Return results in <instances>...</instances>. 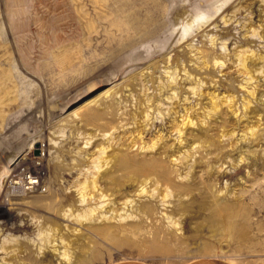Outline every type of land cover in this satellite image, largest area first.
Returning <instances> with one entry per match:
<instances>
[{"label": "rangeland", "instance_id": "1", "mask_svg": "<svg viewBox=\"0 0 264 264\" xmlns=\"http://www.w3.org/2000/svg\"><path fill=\"white\" fill-rule=\"evenodd\" d=\"M239 5L231 20L223 23L221 15L229 17ZM258 24L264 28L262 0H0V258L5 255L9 260L8 255L18 251L21 264H82L80 258L61 256L62 236L70 247L87 243L96 249L95 258L83 264H186L200 257H214L224 264H262L263 80L259 98L252 102L258 110L244 118L224 108L226 116L225 111L215 114L205 128H186L182 144L171 127L181 119L184 106H195L194 119H198L210 105L209 95L189 91L194 82L204 91L232 93L237 104L241 102L242 80L234 63L226 60L223 69L216 64L200 67V53L195 50L210 57L226 52L231 59L234 47L240 45L263 51L264 38L251 33ZM118 56L121 60L104 73V67ZM172 76L177 77L175 82ZM86 80L92 86L84 85ZM70 88L59 102L35 113L46 99ZM255 112L263 117L259 141L241 140L235 133L221 136L222 129L229 131L235 125L239 133L246 121L255 119ZM237 113L243 114L240 109ZM29 118L26 132L9 143ZM159 133L160 144L151 150L139 148ZM195 136L211 138V143L191 149L187 164L176 161V166L167 158L170 155H164L162 146L177 154L198 143ZM248 149L255 153L248 155ZM119 152L134 157L162 155L166 166L178 167L182 174L194 165L187 179L172 175L174 183L195 187L179 198L184 213L173 209L177 198L170 197L169 202L152 198L155 210L150 217H129L109 235L82 219L78 212L95 205L97 199L90 198L92 190L87 189L83 193L87 201L81 203L77 184L91 176L98 160L101 170L106 168L105 175L122 173L112 159L109 167L104 164ZM28 176L38 179V184L27 188ZM21 177L25 183L15 184ZM105 180L106 176L99 183L103 186ZM212 183L217 189L229 185L237 196L232 201L239 211L227 221L212 215L208 189ZM120 184L123 193L110 196L113 199L118 200L119 194L132 196L136 203L147 199L135 195L133 181L123 177ZM67 208L78 216H64ZM171 212L180 221L177 228L165 215ZM53 222L62 231L55 235L54 251L43 242L44 226ZM67 224L78 231L65 230Z\"/></svg>", "mask_w": 264, "mask_h": 264}, {"label": "bare ground", "instance_id": "2", "mask_svg": "<svg viewBox=\"0 0 264 264\" xmlns=\"http://www.w3.org/2000/svg\"><path fill=\"white\" fill-rule=\"evenodd\" d=\"M262 1L264 4V0H262ZM240 6L241 5L237 6L235 9H233L232 14L229 17H226V14L221 15L222 22L226 23V22L230 21L231 18L236 14L235 12L240 8ZM243 6L247 7L246 5H243ZM251 33L253 35H258L259 38H261V37L264 38V28L260 24H258L256 26H252L251 27ZM213 39L214 38L211 37L212 41H213ZM224 45L225 44L223 43V46ZM263 48H264V41H263ZM195 51L197 53H200V56L198 55L199 59H197V63H199L198 66L200 65V67L202 65V67L207 68L208 66H210V64H214V65L216 64V65L222 66L221 69H223V68H225L224 65L226 66V63H225L226 60H230V62L234 63L235 71L241 75L242 81H241L240 86L243 90V94H242V96L240 95L242 97L241 102H239V104H237V97H235V95H233L232 93L219 95L218 93H214L213 91H204V89L201 88L200 83L194 84L195 83L194 82L193 85L192 84L189 85L187 88L189 89V91L191 93H194L198 96H200V95L203 96L204 93L206 95H209L210 105L207 106L206 110H204L202 114H200L201 115V118L199 116L200 119L199 118L194 119V113H195L194 107L195 106L189 104L188 106L183 107V112H182V114H180L181 119L179 121H176L175 123H173V125L171 126L172 129H174L177 132L176 138H177V140H179V142H181V144H182V140H183L182 136L184 135V131L186 130V128L191 127V126H199L201 128H205L204 125L208 124V119L211 118L212 116H214L215 114L220 113V112L223 114V112L225 111L224 115L226 116L227 112L224 108H226L227 111L229 109L230 112H232L235 116H238L239 118L240 117L244 118V116L247 113H249L251 111H255L256 109H255V106L252 105V102L254 100L256 101L257 98H259L258 97V93H259L258 87L261 85L260 80H263V82H264V49H263V51L262 50H255L252 47H250V45H244V46L240 45L238 47H234L232 59H231V56L227 57L226 52L225 53L221 52V53L217 54V56L210 57L207 53L203 52V50H201L199 48H197ZM120 60H121L120 56L112 59V61H110L104 67L105 68L104 73H106L110 68H112V66L115 63H118ZM226 68H227V66H226ZM185 70H186V68H185ZM174 72H175V70H174ZM186 73H187V71H186ZM176 75H177V73H176ZM174 78H177V77L172 76L171 81H174ZM90 81L91 80H86V82H84V85H88L89 87L92 86V84H90ZM198 81H200V80H198ZM204 82H205V80H204ZM170 83L171 82L169 81L168 85ZM209 83H210V81H209ZM160 84H161V81H160ZM160 84H159V86H160ZM160 88H161V86H160ZM72 90H73V88H70L62 94H56V95L51 96L50 98L46 99V101L43 102L42 106L35 113L36 114L40 113L46 106H50L54 103L59 102L63 97H65L67 94H69ZM173 94L171 93V95H173ZM174 95L177 96L176 94H174ZM260 95H263V97H264V92H262ZM171 99H172V97H171ZM184 100H186V99H184ZM149 101H151V100H147L148 103H149ZM262 103H264V98L262 100ZM197 104H195V105H197ZM148 106L149 105H147V107ZM149 107H151V106H149ZM149 107H148V110H150ZM239 109L241 110V112H243L242 115H241V113H237V110H239ZM177 111H178L177 109L174 110V112H177ZM145 112H146L145 115L148 116L149 113H147V110ZM145 115H143V116H145ZM255 115L256 116H254L255 117L254 120H248L242 125V127H240L239 133H238V129H236L237 127L235 125L234 127L230 128V129L227 128V129H229V131H227V130L223 131L224 129H222L221 136L231 137L235 133V134L239 135L240 139L242 138V139H244L246 141L248 140L250 142L259 141V139L261 138V135H262V132L260 130L262 129L261 125H263V122H262L263 117L258 112H255ZM160 116L163 117L162 114H160ZM225 116H224V120L222 121V123L220 122L222 124V126L226 125V120H225L226 117ZM247 116H249V115H247ZM31 122H32L31 118L27 119L26 122H24L22 124V126L19 127L12 134L9 143L15 141L17 138L22 136L26 132V128L28 127L29 124H31ZM142 129L143 128H141V130L138 131L139 135L141 134ZM219 135H220V133H219ZM140 137L141 136H139V138ZM195 138H196L198 143H195L190 148H188L186 150L184 149L183 151H181L177 154H173V153L169 154L168 150H166L164 147L165 145L162 146V148H163L162 151L164 152L165 156L170 155L167 158L171 157V161H173V163L178 161V162H180V164H184V162L186 163V161L189 159L191 153L194 152L191 149L197 150L198 148H201L203 146H206V144L208 145L211 143V138L208 139L207 137H204L203 139H199V136H195ZM137 141L138 140H136L135 142H137ZM162 141H163V135L159 133V135L156 138H154L152 141H150V143L140 144L139 148H141V149L142 148H144V149L149 148L151 150L156 145L160 144ZM190 145H191V143H190ZM212 146H214V145H212ZM103 148L101 149L100 153L102 151H104ZM245 149H247V148H245ZM2 153H3V149L0 150V157H1ZM246 153L248 155L253 154V153H255V149H248ZM200 155H201V153H200ZM100 156L101 155H98L97 158L99 159ZM242 157H244V156H241V158ZM111 159L114 161V163L116 162V164H117L118 168L115 167L116 170H122V173L114 174V172L111 171L112 173H108L107 175H105L106 168L101 170V167H103L102 166L103 164H100L99 163L100 160H98V161H96V163L94 165L95 170H93L94 172L91 174V176L89 178L84 179L82 182L77 184V186H78L77 189L81 193L80 194L81 203L85 200V194H83V193L85 191H87V189L92 190V194H90V198L97 199L95 205L87 206V207L84 206L81 209V212H78V215L82 219H86L90 222L91 227H93L94 230L101 231L102 233L109 235L110 233H113L117 227H119L118 223H121L123 220H126L129 217H133V218L138 217L139 218L143 215L150 217L151 214H153L154 210H155L153 203L150 202L152 198H158V200H160L161 202H165V201L169 202L170 200L168 201V199L170 197L177 198L176 201L174 199L172 201L173 202V209H176V211L183 210L181 213L182 214L184 213L183 203L181 200H179V198H181L180 196H186L189 193H191L195 187L189 186L188 184L184 185V184H180V183H174L172 181L173 180L172 175H176L179 178L181 177V178L187 179L186 177H187L188 173L190 171H192L191 170L192 165H189V166L184 165L185 167L186 166L189 167V169L184 171V173L182 174L180 172V168L175 167L174 165L173 166L175 168H170V167L166 166L164 164V157H162V155H160V156L155 155V156H151V157H145V156L134 157L133 155L131 156V155H128L127 153L119 152L118 155H113V156L105 159L104 164L106 165V167L110 166V162H108V161H110ZM194 160H196V159H194ZM177 164L178 163L176 162V166H178ZM113 170L115 171V169H113ZM205 172H206V170H205ZM105 176H106V180L104 182V185L102 186L99 183V180H100V178L105 177ZM121 177H122V179H123V177H125L128 180L133 181L136 184V188H135V195L136 196H146L147 199H145L143 201H139L138 203H136L135 199L132 196H128L127 194H124L123 196L121 195L122 197H120L119 195L123 193V192H121V187H120V185H121L120 183L122 181ZM27 183L29 185H27L26 187L32 188L38 184V179L31 177V176H28L26 184ZM200 189H201V187H200ZM208 189H209V191L212 192V194H211V198H212L211 200L212 201L210 204L212 206L211 208H212V215L213 216L223 217L224 220L227 221L228 220L227 217L233 216L234 214H236L239 211V205H237V203L232 201V198H236L237 196H236V194H233L230 191L229 185L226 184L223 189L222 188L217 189L215 184L212 183V184H208ZM90 190H88V191H90ZM198 191H199V189H198ZM117 192L120 193L119 195H117L118 200H115V199H113V197H110V196H114L115 194H117ZM231 193H232V196H230ZM87 196H86V198H88ZM121 198H122V200L119 201ZM49 201H51V200H49ZM85 201H87V200H85ZM118 204H120V206H118ZM102 207H107L108 209L105 211L103 209V211H102ZM67 210L69 211L70 209L67 208V209L63 210L64 211L63 215L67 214V216L68 215L78 216L77 214H74V212L73 213L68 212ZM168 210H170V209H168ZM165 215L168 218L169 223L174 228H177L180 221L177 218H173L172 212L171 213H165ZM112 219L114 221H116V223H112V221H111ZM164 219H165V217H164ZM75 220H77V219L75 218ZM97 221L99 223H95ZM91 222H93V223H91ZM38 228H39V226H38ZM41 228H43V226H41ZM89 228H90V226H89ZM65 230H67V231L71 230L72 232L78 231V229L76 227L71 228V226H69L68 224L65 227ZM43 231L45 232V237L43 238V242L45 243V245L50 246L52 248V251L56 250L55 235H57V233H62L61 227L58 226L57 224H55V222H53L52 224H45ZM50 233H51V235H48ZM60 242L62 243V247H63V249L61 251V256L65 259H69L70 257H74V258L76 257V258H80L81 261H83V263H85L87 261L92 260L93 257L95 258L96 249H92L91 247H89V245H87V243H86V245L85 244H78L75 247L72 246L73 247L72 248L68 245L67 241H65L64 238H62V236H60ZM41 247H42V245L38 246V248H41ZM83 248L87 249V250H84L85 252L80 253L79 250L83 249ZM18 254H19L18 251H16V252H13L12 254L8 255L9 260H7L5 255H3L4 257L2 256L0 258V264H21L22 258H21V255H18ZM81 255L83 257H79Z\"/></svg>", "mask_w": 264, "mask_h": 264}, {"label": "crops", "instance_id": "3", "mask_svg": "<svg viewBox=\"0 0 264 264\" xmlns=\"http://www.w3.org/2000/svg\"><path fill=\"white\" fill-rule=\"evenodd\" d=\"M114 264H142L138 262H116ZM186 264H224L223 262L219 261L218 259L214 257H200L193 259ZM264 264V262L262 263Z\"/></svg>", "mask_w": 264, "mask_h": 264}, {"label": "built area", "instance_id": "4", "mask_svg": "<svg viewBox=\"0 0 264 264\" xmlns=\"http://www.w3.org/2000/svg\"><path fill=\"white\" fill-rule=\"evenodd\" d=\"M25 181H26V179L21 177V178L15 180L14 183L15 184H23V183H25Z\"/></svg>", "mask_w": 264, "mask_h": 264}]
</instances>
